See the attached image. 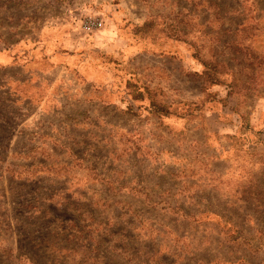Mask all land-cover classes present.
I'll use <instances>...</instances> for the list:
<instances>
[{
  "label": "rangeland",
  "instance_id": "rangeland-1",
  "mask_svg": "<svg viewBox=\"0 0 264 264\" xmlns=\"http://www.w3.org/2000/svg\"><path fill=\"white\" fill-rule=\"evenodd\" d=\"M46 3L0 0V39L52 21L74 33L65 51L0 69V264L169 263L159 250L208 264L219 225L223 249L211 255L264 264V0L177 4L172 24L191 48L159 44L165 30L152 25L143 41L125 17L116 28L109 13L50 15ZM87 16L102 25L83 32ZM174 167L225 170L209 176L223 195L205 175L209 191H177L192 185ZM81 174L87 185L74 186Z\"/></svg>",
  "mask_w": 264,
  "mask_h": 264
},
{
  "label": "crops",
  "instance_id": "crops-1",
  "mask_svg": "<svg viewBox=\"0 0 264 264\" xmlns=\"http://www.w3.org/2000/svg\"><path fill=\"white\" fill-rule=\"evenodd\" d=\"M46 7H47V14H63L66 8L69 7H76L77 10H81L84 7H89L95 14H108L113 16L112 24L116 28L121 25V22L123 21V18L125 17L126 24L130 23V28L132 31V34H140V38H142L143 41L154 37L150 34L149 28L157 27L161 31H164L163 33H158L156 35V40L161 44L162 42H167L170 45L176 47V46H184L191 48L193 45L195 46L196 43L188 40L187 38H183L185 36L182 35L181 29L175 30L173 21L174 16L180 13V8H177V4H180L182 1L187 5L190 4L192 0H46ZM37 7V5H36ZM81 8V9H80ZM208 8V6H205V9ZM165 21L166 23H163ZM156 23V24H154ZM173 23V24H172ZM112 29V28H111ZM34 33L32 35H14L12 40H5L0 39V69H4L6 67L21 65V61L23 58H32L35 53L40 52L44 47H58L59 50H67L70 47L73 46V30L71 28V25L64 21H52L47 22L44 25H39L37 29L33 30ZM167 31V33H165ZM173 55H176V50H173L170 52ZM54 51H52L51 54L42 53V57L46 58L47 60H50L51 56H53ZM195 56V52L191 53V56ZM13 77H16V74H13ZM5 78V77H3ZM133 83L130 79H127L125 81V88H127L129 94L132 97V86ZM46 106L49 109V104H44V102H38L36 104H33L34 107H37L38 109H43L42 106ZM214 115V112H209V117H212ZM219 172H215L214 170L208 169L203 172V170L200 169H187L183 170L181 168L174 167L173 175H187L190 176V181L192 186H186V185H178L177 191H182L183 189L189 188L193 192H199L201 190H208L209 186L210 189H213L216 193H221L222 189L217 184H214L211 182L209 176L217 175V176H223L225 173V170H218ZM155 175L160 176L163 173L160 172L157 173L156 171L153 172ZM200 173V174H199ZM170 174V172H169ZM208 177L209 180V186H202L203 182L200 181L203 176ZM204 179V178H203ZM76 180L81 181L75 184L74 186H85L88 183L87 176L85 174L78 175ZM97 180V179H96ZM98 182V181H96ZM107 186V188L110 190L111 188L108 186L107 182H104ZM74 184L73 179L69 176L67 181V187L70 189L73 187ZM181 186V187H180ZM186 186V187H185ZM82 187V188H83ZM155 187H160L161 185L157 183ZM78 188V187H77ZM121 189H124L121 187ZM132 191V189H130ZM126 191H129L128 189ZM185 195H187L186 192H184ZM182 193V195H183ZM181 195V196H182ZM180 196V197H181ZM188 196V195H187ZM223 197V196H221ZM188 202L193 203H201V204H209V206H212L214 203V198H207L205 196H192L189 198H185ZM205 200H209V202H205ZM215 214L209 213V222L211 224L215 221L214 218H212ZM219 219V218H218ZM218 221V220H216ZM222 222V221H220ZM223 223V222H222ZM218 226L217 230H214L213 234L217 235L218 241L212 242L209 239V262L208 264H240V259L238 260H228L224 259V257L218 256V251L213 252L214 255H211L210 249H223V241H224V233L222 231V228ZM210 233V232H209ZM213 246V247H212ZM183 250H171L169 251H161L159 250L158 255H169L171 257V261L169 263L167 262H160V264H182V261L184 259L183 254L181 253ZM185 253V251H184ZM188 254L192 260L191 264H205L202 259L199 258V256L195 253V250H188Z\"/></svg>",
  "mask_w": 264,
  "mask_h": 264
},
{
  "label": "built area",
  "instance_id": "built-area-1",
  "mask_svg": "<svg viewBox=\"0 0 264 264\" xmlns=\"http://www.w3.org/2000/svg\"><path fill=\"white\" fill-rule=\"evenodd\" d=\"M103 23L100 16H87L80 20V29L83 32H91L98 29Z\"/></svg>",
  "mask_w": 264,
  "mask_h": 264
},
{
  "label": "trees",
  "instance_id": "trees-1",
  "mask_svg": "<svg viewBox=\"0 0 264 264\" xmlns=\"http://www.w3.org/2000/svg\"><path fill=\"white\" fill-rule=\"evenodd\" d=\"M210 71V70H209ZM141 95H143L142 94V92H140L139 93V96H141ZM133 97H135L136 98V96L135 95H133ZM164 107V108H163ZM154 108V111L155 112H157V113H159V114H161V115H167V114H170V112L171 111H169L168 109H167V106H162V110H158L159 108H155V107H153ZM173 113V112H172Z\"/></svg>",
  "mask_w": 264,
  "mask_h": 264
}]
</instances>
